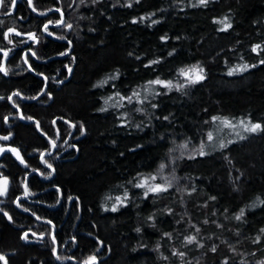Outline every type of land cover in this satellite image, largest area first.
Segmentation results:
<instances>
[{"label": "trees", "instance_id": "trees-1", "mask_svg": "<svg viewBox=\"0 0 264 264\" xmlns=\"http://www.w3.org/2000/svg\"><path fill=\"white\" fill-rule=\"evenodd\" d=\"M10 2L0 8L7 71L0 72V137H9L0 139V182L8 181L0 255L7 264H82L93 255L96 264H264V130L206 147L205 156L196 151L219 123L212 117L234 122L242 135L240 118L264 129V50L252 51L264 49V0H32L35 12L27 0ZM225 17L231 28L220 31L213 21ZM8 28L24 35L10 34L9 44ZM197 64L205 78L177 91L185 83L179 69ZM244 64L247 71L227 74ZM117 70L116 80L94 87ZM157 78L174 87L153 86L159 94L143 104L116 96L143 98ZM117 101L123 106L112 107ZM161 163L164 176L176 177L173 186L145 198L133 184L150 174L163 183ZM125 191L128 199L117 204Z\"/></svg>", "mask_w": 264, "mask_h": 264}, {"label": "snow or ice", "instance_id": "snow-or-ice-1", "mask_svg": "<svg viewBox=\"0 0 264 264\" xmlns=\"http://www.w3.org/2000/svg\"><path fill=\"white\" fill-rule=\"evenodd\" d=\"M5 2H6V0H0V8H3L5 6ZM27 2L29 4V6H32V0H27ZM83 2H84V0H81V3H83ZM16 3H17V0H11L10 7L14 8ZM207 3H208V0H198V3L196 5H193V6H202V5H206ZM130 6L131 5H129V7ZM32 10L35 12L36 11L35 7H32ZM56 11L60 12L61 10L60 9H56ZM3 14L11 15V12L5 10V12ZM41 15H43V13H41ZM141 19H144V18L142 17ZM226 20H227V18L225 17L223 20H214L213 22L223 25V27H221L219 29L220 31H226L227 29L231 28V24L230 23H226ZM136 22L137 21L133 20V23H136ZM152 22L156 23L157 21H152ZM52 23H53V21L50 20L48 22V24L44 25V31L45 32L48 31V25L52 24ZM0 24H2V21H0ZM55 24L57 26L63 24V13L62 12H61V19L55 21ZM66 27L68 29H71L72 25L71 24H67ZM10 34H15L16 36L24 35L23 33H20L19 31H17L15 28H8L7 31H4L2 33V36H3L4 39H6L8 41L9 44L13 43V41L9 38ZM49 35H51V33H49ZM27 36H28L29 40H33V41L37 40V37H36V35L34 33H29V34H27ZM162 39H166V38L162 37ZM24 42H26V41H24ZM258 49L264 50V49H261V45H256L252 49V51L256 52ZM0 51H2V49H0ZM9 51H11V50H9ZM29 51H31V50H29ZM31 54L33 56L36 55L35 52H32ZM3 55H4L5 58H7L8 52L5 51L3 53ZM27 55L28 54L25 53V56H24V62L25 63H28ZM151 63L152 64H156V63H159V61L158 60H154ZM260 63L264 64V60H261ZM147 66L148 65H146V67ZM251 67H255V65H252ZM248 68H249V65H247V64L238 65V66H236L234 68H229L227 74L229 76H231V75H233L235 73H238V72L247 71ZM0 72H4V74L7 75V71H6V68L3 65V63H0ZM179 76L184 78L185 83L175 85L177 91L182 90L183 88H185L188 85L198 83V82L202 81L205 78L204 69H203V67H201L198 64L197 65H192V66L187 67V68L179 69ZM118 77H119V71L117 70V72L115 74H111L106 79L99 81L98 84L95 85L94 87H102L103 85L107 84L109 80H116ZM156 85H158L160 87H163V88H166L169 91H171L172 88L174 87L172 81H170V80L169 81H165V80H161L160 78H157L155 80L148 81L147 84L144 86V91H145L146 95H144L143 98H141V93L139 91H133L132 94L129 95V96H122V95H120L119 92H117L116 96L119 98V101L127 100V102L129 104L133 103L134 100L137 103L143 104L144 101L148 99V95L147 94H152V95H158L159 94V93H156L154 91L153 86H156ZM13 95L14 96H19L20 94L17 92V93H14ZM0 99H3V97H0ZM8 99L11 100L12 97L10 96V97H8ZM111 99H113V98L109 97L108 99H106L105 100V104L107 105L109 100H111ZM119 101H117V103H114L111 106L112 107H122L123 105L120 104ZM152 107H156V105L153 104ZM101 111H107V109L106 108H102ZM135 111H142V109L137 108V109H135ZM4 119L6 121L7 117H5ZM28 119H31V117H29ZM164 119H168V117H164ZM212 121L213 122L219 121L221 125H223L226 128H229V129H235L237 127L236 124H233L232 121L228 120L227 118L212 117ZM53 123H55V121H53ZM239 125L242 127L243 131H245V132L254 133V132L258 131V130H264V129H262L261 124L252 123L251 121H249L246 124L243 120H241V121H239ZM71 126L75 127V125H71ZM37 127L39 128V122H37ZM81 127H82V125H81ZM236 134L240 135L239 132H237ZM240 138L244 139L245 137L240 136ZM0 139L7 140V139H9V137L8 136H4V137H0ZM213 139H214L213 133L212 132H208L207 133L208 144H205L204 141H201L200 147L196 150L199 156L207 155V153L205 151L206 147H209V148L216 147V145H213L211 143L213 141ZM50 142H51L53 147L56 146V143H55L54 140H52ZM229 142H231V141H229ZM187 146H188L187 142L182 144V145H178L179 148H187ZM218 147L223 149V148L226 147V145L223 142H221L218 145ZM10 150L16 154L17 159H20L21 163H24L23 159L20 157V154H19V152L16 149H10ZM2 151H3V149L0 148V152H2ZM42 156H43V154H42ZM188 158L189 159H194L195 156H189ZM48 167L50 168L51 165H48ZM166 167H167V165L164 164V163H161L159 165V178L161 180H163V183H153V182H155L157 180L158 176L150 174L148 176H140L138 181L135 184H133V187L139 188V189H143L144 190L143 194H144L145 198H147L149 196V194L158 195L160 193L168 192L169 189L172 188V186H173L172 181L175 180L176 177L173 175L172 178L169 179L167 176H164L163 172H164V169ZM129 183H132V181H129ZM3 184L5 186L3 188H0V196L5 195L6 192H7V187H6L7 186V180L6 179L3 181ZM26 194H27V189H26ZM108 199H111V197H108ZM115 199L117 201V204L123 205L124 201H126L128 199L127 191H125L123 199H121L120 196H117ZM212 199H215V197H212ZM117 204H113L112 209H111L112 211H116L117 210ZM17 206L19 207V204H17ZM0 211H2V209H0ZM4 215L7 216L8 214L5 212ZM243 215H244V210L241 209L240 214L237 215L235 217V219L240 220L243 217ZM9 219H11V217H9ZM150 219H151V217H150ZM49 223H50V221H49ZM136 231L139 232L140 229L137 228ZM197 231H199V229H197ZM261 231L264 232V229H262ZM33 235H35V234L33 233ZM165 235L170 236L169 233H165ZM27 237H28V233H25L23 238L27 239ZM185 239H186V242L188 244H191V243H193L196 240V237L195 236H189V237H186ZM258 241H259V237H257V242ZM53 243H55V237L54 236H53ZM213 251H215V248H213ZM173 255H179V256L182 257L184 255V253H176V252H174ZM57 259H61V257L57 256ZM0 261H5V264H7L6 259H5V257L3 255H0ZM82 264H96V257L94 255L93 256H89L88 258H86L82 262Z\"/></svg>", "mask_w": 264, "mask_h": 264}, {"label": "rangeland", "instance_id": "rangeland-1", "mask_svg": "<svg viewBox=\"0 0 264 264\" xmlns=\"http://www.w3.org/2000/svg\"><path fill=\"white\" fill-rule=\"evenodd\" d=\"M239 120H245L244 122L247 124L250 120L249 118H240ZM234 123V122H233ZM253 123V122H252ZM237 128V127H236ZM215 131H212L213 133V141L211 142L213 145H216V147L214 148H217L218 145L223 142L225 145H227L228 143H231L233 142L234 140H237L238 138H240V136H243L245 137L246 135H249V134H256V132L254 133H250V132H245L243 131L242 128L241 131L244 132V135H242V133L240 135H237L236 132H234L235 130L234 129H229V128H226L224 127L223 125L220 124V122L215 126ZM239 130V128H237ZM237 131V130H236ZM234 132V134H233ZM231 141V142H229ZM214 148H210L211 150L214 149ZM153 183H158L157 181L153 182Z\"/></svg>", "mask_w": 264, "mask_h": 264}, {"label": "water", "instance_id": "water-1", "mask_svg": "<svg viewBox=\"0 0 264 264\" xmlns=\"http://www.w3.org/2000/svg\"><path fill=\"white\" fill-rule=\"evenodd\" d=\"M33 7V5L31 6V8ZM47 15H49V14H46V15H42L43 17H45V16H47ZM72 71H73V69H70L69 70V79H70V77H71V75H72ZM21 113V112H20ZM22 114V117H23V113H21ZM30 124H32V123H37V121L35 120V119H33L32 121H30L29 122ZM38 131L39 132H41V126H40V124H39V128H38ZM8 140V139H7ZM76 146H74V147H72V148H75ZM43 158H44V156H42ZM42 158V159H43ZM5 179H1V182H0V188H3L5 185L3 184V181H4ZM7 188H8V181H7V186H6ZM25 191H26V188H25ZM27 194H28V191H27ZM26 194V195H27ZM93 238L95 239V240H97V242L101 245V249L100 250H103L104 249V244L97 238V237H95V236H93ZM96 263H97V260H96Z\"/></svg>", "mask_w": 264, "mask_h": 264}, {"label": "flooded vegetation", "instance_id": "flooded-vegetation-1", "mask_svg": "<svg viewBox=\"0 0 264 264\" xmlns=\"http://www.w3.org/2000/svg\"><path fill=\"white\" fill-rule=\"evenodd\" d=\"M74 149V148H73ZM77 151V149H75ZM59 156H62V155H59Z\"/></svg>", "mask_w": 264, "mask_h": 264}]
</instances>
